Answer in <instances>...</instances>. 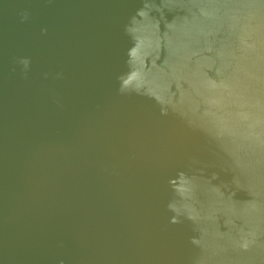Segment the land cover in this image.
Returning a JSON list of instances; mask_svg holds the SVG:
<instances>
[{"label":"water","instance_id":"1","mask_svg":"<svg viewBox=\"0 0 264 264\" xmlns=\"http://www.w3.org/2000/svg\"><path fill=\"white\" fill-rule=\"evenodd\" d=\"M0 264H264V0H0Z\"/></svg>","mask_w":264,"mask_h":264}]
</instances>
